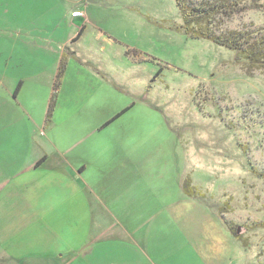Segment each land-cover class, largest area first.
<instances>
[{
    "label": "crops",
    "instance_id": "obj_1",
    "mask_svg": "<svg viewBox=\"0 0 264 264\" xmlns=\"http://www.w3.org/2000/svg\"><path fill=\"white\" fill-rule=\"evenodd\" d=\"M27 1L0 0V264H232L233 235L185 195L154 128L101 125V87L119 81L102 57L125 47L101 30V4L29 0L63 7L42 15ZM84 35L89 46L74 45Z\"/></svg>",
    "mask_w": 264,
    "mask_h": 264
},
{
    "label": "rangeland",
    "instance_id": "obj_2",
    "mask_svg": "<svg viewBox=\"0 0 264 264\" xmlns=\"http://www.w3.org/2000/svg\"><path fill=\"white\" fill-rule=\"evenodd\" d=\"M92 1L101 4V30L125 46L102 57L119 81L115 92L101 87V125L132 106L110 131L154 128L155 152L168 155L226 228L239 229L232 264H264V63L253 66L234 50L188 38L175 0ZM255 1L238 0L236 11L215 17L209 29L264 40V0ZM57 5L26 3L42 15L49 8L61 15ZM89 43L84 35L74 45ZM106 131L104 139L114 137Z\"/></svg>",
    "mask_w": 264,
    "mask_h": 264
},
{
    "label": "trees",
    "instance_id": "obj_3",
    "mask_svg": "<svg viewBox=\"0 0 264 264\" xmlns=\"http://www.w3.org/2000/svg\"><path fill=\"white\" fill-rule=\"evenodd\" d=\"M246 1H251L252 3L256 2L255 0ZM175 3L182 19V25L180 28L188 38L194 40H207L227 49L234 50L238 52L239 55L243 56L253 66H259L261 63H264V40L257 41L252 36H250V34L239 32H231L225 35L221 34L217 36L212 32V30L209 29L211 21H213L215 17L230 13L231 11H236L235 9L239 6L238 0H200V2L175 0ZM81 31L82 29L79 31L78 35H80ZM66 68L67 59L63 58L60 62L53 83V91L49 100L44 121L45 127H48L52 122L58 94L61 90ZM160 72L161 71L158 70L155 77L159 76ZM20 87L21 84L19 83L15 89L14 96L18 94ZM130 108H132V106L122 110L110 121L105 123L103 128L115 122L127 111H129ZM44 161L45 158L41 159L37 163V166L42 164ZM183 191L188 197H194L197 194L191 184L190 179H185L183 183ZM227 229L234 237H238L237 233L234 232L232 228L227 227Z\"/></svg>",
    "mask_w": 264,
    "mask_h": 264
},
{
    "label": "water",
    "instance_id": "obj_4",
    "mask_svg": "<svg viewBox=\"0 0 264 264\" xmlns=\"http://www.w3.org/2000/svg\"><path fill=\"white\" fill-rule=\"evenodd\" d=\"M237 233H239V229H237Z\"/></svg>",
    "mask_w": 264,
    "mask_h": 264
},
{
    "label": "built area",
    "instance_id": "obj_5",
    "mask_svg": "<svg viewBox=\"0 0 264 264\" xmlns=\"http://www.w3.org/2000/svg\"><path fill=\"white\" fill-rule=\"evenodd\" d=\"M78 14V13H77ZM79 15V14H78Z\"/></svg>",
    "mask_w": 264,
    "mask_h": 264
}]
</instances>
